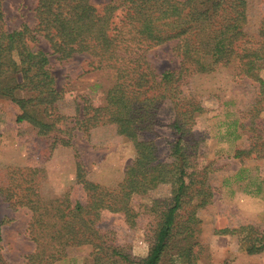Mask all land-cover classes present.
Wrapping results in <instances>:
<instances>
[{
  "label": "trees",
  "instance_id": "1",
  "mask_svg": "<svg viewBox=\"0 0 264 264\" xmlns=\"http://www.w3.org/2000/svg\"><path fill=\"white\" fill-rule=\"evenodd\" d=\"M252 1L111 0L100 9L91 0H37L34 26L23 23L10 29L0 0V97L18 107L22 135L32 131L47 142L44 159L60 147L73 151L75 182L86 193L84 203L74 201L70 192L44 197V169L38 162L0 169V201L31 212L28 232L36 249L27 264H55L83 246L92 251L82 264H198L203 251L199 213L213 202L212 177L218 168L200 162L194 128L207 108L184 87L195 76L222 67L257 83L260 98L248 113L247 126L242 124L254 143L249 150L238 149L234 157L262 147L264 17L250 29ZM41 39L47 49L39 45ZM169 43L179 64L160 73L147 54ZM76 55L87 57V73L103 71L111 79L99 104L96 95L58 86L51 58L62 64ZM103 127L112 128L134 149L114 186L87 178V165L74 141L78 133L90 141L95 129ZM227 135L240 137L236 130ZM160 186L170 190L146 205L153 234L148 254L136 260L106 240L105 234L113 230H103L102 223L118 215L136 227L140 213L132 207L133 198L148 196ZM258 228H225L215 234L245 235L246 251L253 255L264 253V230ZM2 242L0 225V264H9Z\"/></svg>",
  "mask_w": 264,
  "mask_h": 264
},
{
  "label": "rangeland",
  "instance_id": "2",
  "mask_svg": "<svg viewBox=\"0 0 264 264\" xmlns=\"http://www.w3.org/2000/svg\"><path fill=\"white\" fill-rule=\"evenodd\" d=\"M110 1L91 0L100 9ZM36 5L37 0H4L8 27L16 28L23 23L34 26ZM248 13L250 29L255 30L264 17V0H253ZM39 45L48 48L44 39ZM86 58L85 55H76L62 64L54 57L51 59L60 88L65 87L74 94L96 95L95 104H99L111 85V79L103 71L87 73ZM147 58L160 73L179 64L170 43L154 47ZM257 86L250 79L235 77L234 68L222 67L218 71L195 76L191 84L184 87L186 94H196L207 108L194 128V136L200 140V162L213 163L218 168L212 177L215 188L213 202L199 213L202 231L198 241L203 251L198 264H264V253H247L243 241L245 235L215 234L218 229L247 225L264 230V112L259 122L262 124V147L249 156L234 157L238 149L249 150L254 143L249 139L252 132L244 129L242 124L247 126L250 120L248 113L260 98ZM18 113V107L11 100L0 97V169L25 167L38 162L44 169L41 173L45 178L41 186L44 197H63L70 192L74 201L86 202L85 191L75 182L76 158L73 151L60 147L49 160L44 159L49 145L42 138L34 137L26 127L27 132L20 133L22 125L16 123ZM232 130H236L240 137L234 139L233 135H227ZM74 141L87 165V178L108 186L119 183L126 164L134 155L131 142L115 136L112 128L95 129L90 141L78 133ZM169 190V186H160L148 196L133 198L132 207L140 213L136 227H129L118 215L109 216L110 221L102 223L103 230H113L105 234L106 240L136 260L144 258L149 252V239L153 234L148 225H153L152 218L146 212V205L156 197L167 195ZM30 219L31 212L27 207H14L9 202L0 201L3 253L9 264H27V256L36 249L28 232ZM91 251V246L80 247L55 264H82Z\"/></svg>",
  "mask_w": 264,
  "mask_h": 264
}]
</instances>
